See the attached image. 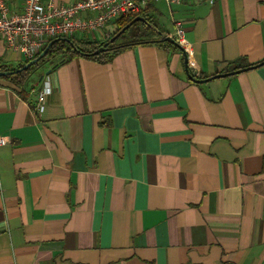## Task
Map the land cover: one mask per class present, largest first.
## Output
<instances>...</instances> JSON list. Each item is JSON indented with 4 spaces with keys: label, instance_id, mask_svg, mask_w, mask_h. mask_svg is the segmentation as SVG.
Here are the masks:
<instances>
[{
    "label": "crops",
    "instance_id": "0c3cea01",
    "mask_svg": "<svg viewBox=\"0 0 264 264\" xmlns=\"http://www.w3.org/2000/svg\"><path fill=\"white\" fill-rule=\"evenodd\" d=\"M142 13L182 24L189 71L178 46L138 44L0 77V264H264V64L190 77L264 61V0ZM26 62L0 39V71Z\"/></svg>",
    "mask_w": 264,
    "mask_h": 264
},
{
    "label": "built area",
    "instance_id": "2783aa9c",
    "mask_svg": "<svg viewBox=\"0 0 264 264\" xmlns=\"http://www.w3.org/2000/svg\"><path fill=\"white\" fill-rule=\"evenodd\" d=\"M20 1L21 11L12 3ZM181 3L183 0H78L65 4L60 0H0V39L9 48L23 52L27 60L39 55L51 39L68 37L88 39L111 22L142 13L144 8L158 2ZM213 0H211L212 2ZM82 35L83 37H79ZM188 52L185 29L176 22L175 32L169 33ZM52 90L45 84L37 92L38 111H43ZM6 140L0 137V145Z\"/></svg>",
    "mask_w": 264,
    "mask_h": 264
},
{
    "label": "trees",
    "instance_id": "16d2710c",
    "mask_svg": "<svg viewBox=\"0 0 264 264\" xmlns=\"http://www.w3.org/2000/svg\"><path fill=\"white\" fill-rule=\"evenodd\" d=\"M137 16H144L146 21H135L114 41L111 40L112 37H114L124 26H126ZM157 30L159 29L156 27V24H154L151 18H148L145 14L141 13L139 15L129 16L125 19H121L118 29L112 34L109 39L102 43L94 42L89 39L76 40L70 38L76 44L79 50L74 48V46L67 40H58L57 38L51 39L50 41L54 40V42L50 46L47 55L44 58H42L40 61H38L31 67L27 68L26 70H22L12 75H7L5 77L11 78L13 81L18 83V85L22 86L24 85L23 83L26 82L29 74H31L36 69L35 67H37L44 61L52 60L53 57H57L58 55H64L65 59H70L76 56H82L95 59L100 62H110L120 52L138 44H156L165 48L175 47V45L171 42L165 39H161L162 37L159 35ZM153 35H157V37L153 38ZM100 47H105L107 49L97 55L88 56L84 54L94 52ZM31 60L32 59H29L27 60V62Z\"/></svg>",
    "mask_w": 264,
    "mask_h": 264
},
{
    "label": "water",
    "instance_id": "95a60500",
    "mask_svg": "<svg viewBox=\"0 0 264 264\" xmlns=\"http://www.w3.org/2000/svg\"><path fill=\"white\" fill-rule=\"evenodd\" d=\"M135 21H146L145 17L143 16H137L136 18H134L131 22H129L126 26H124L114 37H112V41H114L117 37H119L127 28H129ZM159 35L162 37L161 39H165L169 42H171L172 44L178 46L179 48H181L184 52V55H185V60H186V65L188 66V71L190 70L189 68V58H188V54H187V51L185 50V48L175 39L173 38L172 36H170L169 34L163 32V31H160V30H157ZM58 40L59 39H63V40H67L69 41L73 46L74 48H76L77 50H79L76 46V44L68 37H59L57 38ZM54 42V40L50 41L47 46L44 48V50L34 59H32L31 61L27 62L25 65H23L21 68H18L16 70H11V71H0V77L1 76H5V75H11V74H14V73H17V72H20L22 70H26L27 68L31 67L32 65L36 64L38 61H40L42 58H44L46 55H47V52L50 48V46L52 45V43ZM107 48L105 47H100L98 48L97 50H95L94 52H91V53H84L85 55H88V56H92V55H97L99 54L100 52L106 50ZM264 64V61L261 62L260 64H256V65H252V66H248V67H244V68H240L238 70H233V71H230V72H226V73H222V74H215L211 77H208V78H205V79H199L197 77H195L194 75L190 74V77L191 79L195 80V81H198V82H204V81H207L209 79H212V78H219V77H223V76H228V75H232V74H235V73H238V72H242V71H245V70H248V69H251V68H254L256 66H259V65H262Z\"/></svg>",
    "mask_w": 264,
    "mask_h": 264
},
{
    "label": "rangeland",
    "instance_id": "374dc122",
    "mask_svg": "<svg viewBox=\"0 0 264 264\" xmlns=\"http://www.w3.org/2000/svg\"><path fill=\"white\" fill-rule=\"evenodd\" d=\"M63 60L65 59V56L63 55H58L57 57H53L52 60H48V61H44L43 63H41L40 65H38L37 67H35L37 70L38 68H45L47 65H53L54 63L58 62L59 60Z\"/></svg>",
    "mask_w": 264,
    "mask_h": 264
}]
</instances>
